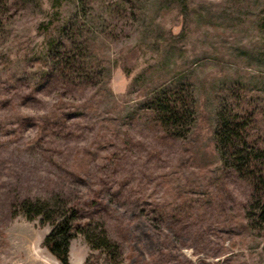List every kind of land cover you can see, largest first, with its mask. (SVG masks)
<instances>
[{
    "label": "rangeland",
    "instance_id": "obj_1",
    "mask_svg": "<svg viewBox=\"0 0 264 264\" xmlns=\"http://www.w3.org/2000/svg\"><path fill=\"white\" fill-rule=\"evenodd\" d=\"M261 3L140 0L138 13L96 4L91 80L62 71L52 55L61 48L49 51L71 0L62 14L50 0H9L0 12V264H61L43 244L51 224L28 219L25 198L77 205L81 225L104 230L122 264H264V222L247 215L252 186L223 165L214 139L219 92L236 80L250 88L264 136ZM171 77L195 94L185 136L141 106ZM97 250L79 232L71 264Z\"/></svg>",
    "mask_w": 264,
    "mask_h": 264
},
{
    "label": "trees",
    "instance_id": "obj_2",
    "mask_svg": "<svg viewBox=\"0 0 264 264\" xmlns=\"http://www.w3.org/2000/svg\"><path fill=\"white\" fill-rule=\"evenodd\" d=\"M67 1L50 0L52 12L62 14V7ZM71 1L74 3V10L69 16L63 17L59 32L60 38L53 41L49 51H54L53 48L62 49L60 54L57 52L58 49L52 54L54 59L58 58L62 71L67 69L72 72L80 71L79 73L86 76L94 75L93 68L98 69V60L94 56L89 58L91 52L88 53L86 50L90 48L89 35L94 29L93 20L89 18L94 6L98 4L99 7L116 10L123 5V7L128 6L132 12L138 13L142 5H140V0ZM8 2L9 0H0V12ZM261 2V8L257 14V26L264 35V0ZM1 24L2 19L0 18V26ZM85 54H88L89 60ZM88 62L93 63L90 64L92 67L90 69L86 66ZM92 77L90 76V79ZM84 78L87 79V77ZM82 81L84 80H80V83ZM96 83L99 82L96 80ZM249 90L248 85L242 80L232 81L222 88V91L220 90L214 139L223 165L233 168L241 178L251 184L253 199L247 215L252 221L261 223L264 222V136L257 129V123L260 121L252 106ZM195 104L192 84L187 80L171 77L149 89L141 106L152 112L155 120L167 134L179 137L189 132L195 120ZM21 206L28 219L38 217L40 225L51 224V229L45 235L43 244L61 264H71V240L79 232L84 233L93 249H99L90 251L84 264H122L115 250H110L111 240L104 230L97 233L87 228L86 224L81 225L78 220L79 207L77 205L65 204L52 199L25 198Z\"/></svg>",
    "mask_w": 264,
    "mask_h": 264
}]
</instances>
